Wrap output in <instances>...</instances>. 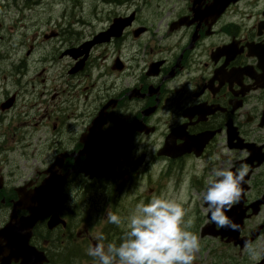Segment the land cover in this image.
Here are the masks:
<instances>
[{"label":"flooded vegetation","instance_id":"obj_1","mask_svg":"<svg viewBox=\"0 0 264 264\" xmlns=\"http://www.w3.org/2000/svg\"><path fill=\"white\" fill-rule=\"evenodd\" d=\"M93 1L97 20L110 22L106 28L81 17L73 19L72 31L54 32L52 67L47 57H32V37L27 33L22 71L2 81L0 73V143L14 138L22 119L33 115L30 119L40 127L25 133V140L40 146L45 142L47 159L54 160L60 154L75 153V146L91 134L95 119L102 114L104 149L120 154L125 140L129 143L117 177L95 180L98 193L105 194L95 199V184L90 187V201L95 203L108 200L113 190L122 188L129 173L141 174L153 160H160L158 148L156 154L148 151L149 136L133 131L142 122L155 128L156 146L163 145L175 130L183 136L177 140L179 145L186 135H205L208 141L202 155H188L189 160L204 161L222 151L221 161L205 169L198 180L193 203L202 208L207 207L202 193L214 165H222L226 158L232 169L243 164L249 172L263 166L264 0H148L150 12L161 10V1H166L167 23L157 41L142 37L136 20L120 35L119 29L102 34L127 17L126 11L122 0L120 10L102 9L110 0ZM11 28L5 26L0 39L9 36ZM163 39V45L156 47ZM10 55L9 64L14 63V51ZM30 64H37L36 71H29ZM11 98L13 104L2 109ZM34 133H38L35 139ZM240 137L243 145L250 146L241 150ZM249 149L258 154L252 157ZM140 157H146L142 164ZM73 166L67 157L63 170ZM257 171L250 183L261 177ZM7 176V171H0L2 203L11 201L14 194L6 188ZM191 186L195 187L194 182Z\"/></svg>","mask_w":264,"mask_h":264},{"label":"clouds","instance_id":"obj_2","mask_svg":"<svg viewBox=\"0 0 264 264\" xmlns=\"http://www.w3.org/2000/svg\"><path fill=\"white\" fill-rule=\"evenodd\" d=\"M247 173L243 164L233 171L230 161L212 167L202 199L207 204L205 214L210 213L209 222L217 229L239 231V225L226 213L240 203ZM186 215L181 204L170 198L154 197L147 203L141 202L127 218L119 244L105 245V237L97 234L95 239L99 243L89 247L87 255L96 264H193L200 241L190 231L191 220H186ZM108 220L117 226L121 223L120 217L113 213L108 214Z\"/></svg>","mask_w":264,"mask_h":264},{"label":"rangeland","instance_id":"obj_3","mask_svg":"<svg viewBox=\"0 0 264 264\" xmlns=\"http://www.w3.org/2000/svg\"><path fill=\"white\" fill-rule=\"evenodd\" d=\"M49 3V2H48ZM52 4V2L51 3H49V6ZM55 8H61V6H54ZM186 219V218H185ZM219 245L217 244V245H211V246H209L208 247V249L206 248V251H208L209 253H211L212 255H213V253L212 252H210V249H215V251H216V249L217 248H219L218 247ZM206 247V246H205ZM214 251V252H215ZM223 253H227V249H225V248H223L222 250H221ZM230 252L231 253H236L235 251H233V250H230ZM220 256V255H219ZM221 257V256H220ZM228 257H230V258H233V259H236V257L235 256H231V255H229ZM201 261V258L200 257H195V260H194V262H196V263H198V262H200ZM221 262H222V264H226L227 262H228V260H221ZM207 264H213V262L211 261V262H209L208 261V263Z\"/></svg>","mask_w":264,"mask_h":264},{"label":"bare ground","instance_id":"obj_4","mask_svg":"<svg viewBox=\"0 0 264 264\" xmlns=\"http://www.w3.org/2000/svg\"><path fill=\"white\" fill-rule=\"evenodd\" d=\"M112 234H113V232H111V234H110V236H109V237H111V236H112Z\"/></svg>","mask_w":264,"mask_h":264},{"label":"trees","instance_id":"obj_5","mask_svg":"<svg viewBox=\"0 0 264 264\" xmlns=\"http://www.w3.org/2000/svg\"><path fill=\"white\" fill-rule=\"evenodd\" d=\"M99 195V194H98Z\"/></svg>","mask_w":264,"mask_h":264}]
</instances>
